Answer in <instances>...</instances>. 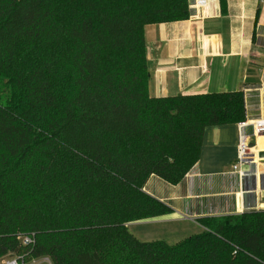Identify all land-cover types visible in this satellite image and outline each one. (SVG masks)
Segmentation results:
<instances>
[{
    "label": "trees",
    "instance_id": "1",
    "mask_svg": "<svg viewBox=\"0 0 264 264\" xmlns=\"http://www.w3.org/2000/svg\"><path fill=\"white\" fill-rule=\"evenodd\" d=\"M190 16L188 0H0V261L264 264V210L175 244L128 227L171 213L151 176L179 184L208 127L246 120L242 92L151 96L145 28Z\"/></svg>",
    "mask_w": 264,
    "mask_h": 264
},
{
    "label": "crops",
    "instance_id": "2",
    "mask_svg": "<svg viewBox=\"0 0 264 264\" xmlns=\"http://www.w3.org/2000/svg\"><path fill=\"white\" fill-rule=\"evenodd\" d=\"M207 12L146 26L149 92L157 98L242 92L247 125L208 127L199 161L179 184L149 178L144 191L171 213L130 223L141 241L176 237L175 244L203 232L201 218L240 214L243 205L264 210V158L258 156L256 178L241 180L234 171L241 130L252 135L250 124L264 119V0H213ZM251 145L264 152V134L251 137Z\"/></svg>",
    "mask_w": 264,
    "mask_h": 264
},
{
    "label": "built area",
    "instance_id": "3",
    "mask_svg": "<svg viewBox=\"0 0 264 264\" xmlns=\"http://www.w3.org/2000/svg\"><path fill=\"white\" fill-rule=\"evenodd\" d=\"M213 0H188L189 10L191 11L190 18L200 19L208 17L209 4ZM247 123H241V127H245ZM253 129L252 135H248L241 130L238 141V158L234 165V171L238 173L241 180L247 179L251 176L257 177L258 167L257 162L259 160L258 154L253 152L251 145V137L264 134V119L255 120L250 124ZM243 167H249V170H244ZM252 192V191H250ZM252 209H246L245 206L240 210V214ZM22 242L25 246H30L34 243L32 236H24ZM0 264H54L49 257H39L28 259L25 256H12L5 257L0 261Z\"/></svg>",
    "mask_w": 264,
    "mask_h": 264
},
{
    "label": "rangeland",
    "instance_id": "4",
    "mask_svg": "<svg viewBox=\"0 0 264 264\" xmlns=\"http://www.w3.org/2000/svg\"><path fill=\"white\" fill-rule=\"evenodd\" d=\"M175 239H177L176 237H173V238H170V241H171V243H169V244H173L174 242V240ZM179 239H182V238H179ZM10 257H12V256H10ZM7 258V257H6ZM8 258H9V256H8ZM28 259H31V258H28Z\"/></svg>",
    "mask_w": 264,
    "mask_h": 264
},
{
    "label": "water",
    "instance_id": "5",
    "mask_svg": "<svg viewBox=\"0 0 264 264\" xmlns=\"http://www.w3.org/2000/svg\"><path fill=\"white\" fill-rule=\"evenodd\" d=\"M258 156H259V158H264V152H260V153L258 154Z\"/></svg>",
    "mask_w": 264,
    "mask_h": 264
}]
</instances>
